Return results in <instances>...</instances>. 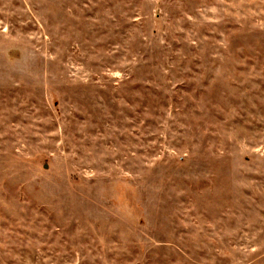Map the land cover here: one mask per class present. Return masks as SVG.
<instances>
[{"label":"rangeland","instance_id":"1","mask_svg":"<svg viewBox=\"0 0 264 264\" xmlns=\"http://www.w3.org/2000/svg\"><path fill=\"white\" fill-rule=\"evenodd\" d=\"M0 264H264V0H0Z\"/></svg>","mask_w":264,"mask_h":264}]
</instances>
